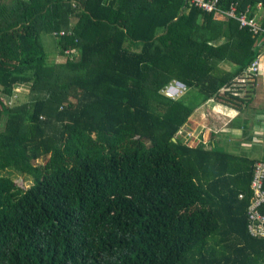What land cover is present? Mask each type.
<instances>
[{
    "label": "trees",
    "instance_id": "obj_1",
    "mask_svg": "<svg viewBox=\"0 0 264 264\" xmlns=\"http://www.w3.org/2000/svg\"><path fill=\"white\" fill-rule=\"evenodd\" d=\"M60 31L66 58L50 62L40 35ZM254 43L183 0H0V173L32 181L0 174V264H264L248 229L254 162L177 134ZM175 81L188 90L171 98ZM25 84L31 105L9 106Z\"/></svg>",
    "mask_w": 264,
    "mask_h": 264
},
{
    "label": "crops",
    "instance_id": "obj_2",
    "mask_svg": "<svg viewBox=\"0 0 264 264\" xmlns=\"http://www.w3.org/2000/svg\"><path fill=\"white\" fill-rule=\"evenodd\" d=\"M253 16L261 22L262 17H264V9L257 4ZM213 19L219 20L214 17ZM74 22L73 19L71 23ZM50 36L54 37L53 35ZM55 46L56 57L59 56L56 42ZM131 48L137 51L139 46L132 45ZM262 57H264V55L261 56L260 61ZM52 61H54V59ZM61 62H64V60ZM220 66L226 70L230 69L228 64L221 63ZM236 79L233 81L232 85L218 91L217 97L220 100L210 99L195 109L181 127V130L184 133L193 131L197 136L195 139H198L199 142L204 144L217 143L229 153L245 157L253 162L264 161V59L260 62V71L254 81V86H252L251 96L248 95L244 98L245 101L240 110L230 107L224 101L226 96L230 98L240 94V91L235 85ZM238 98L243 99V97L239 96ZM212 116L214 118H221L222 121H218V124L214 123ZM200 136L202 139L199 138ZM239 142L258 143L257 147L259 151L252 152L243 149L240 147L241 145H239Z\"/></svg>",
    "mask_w": 264,
    "mask_h": 264
},
{
    "label": "built area",
    "instance_id": "obj_3",
    "mask_svg": "<svg viewBox=\"0 0 264 264\" xmlns=\"http://www.w3.org/2000/svg\"><path fill=\"white\" fill-rule=\"evenodd\" d=\"M189 6L195 7L205 13L212 14L214 18L219 20L232 19L238 23V27L246 29L251 34L252 38H255V46L259 49V54L251 61V63L244 69L241 76L236 79V82L240 84H249L255 81L259 71H260V58L264 55V26L261 25L259 19L250 14V9L246 7L244 10H238L236 5H232L227 9H222L219 6L218 0H183ZM77 0H71V5L75 6ZM260 6V4H258ZM64 31L54 32V37H59L64 35ZM71 53L70 50H66L64 54L67 56ZM65 60V56H62ZM252 85V84H251ZM183 88V85L179 82H173L168 85L164 91L166 95L169 92L177 93ZM176 94V95H177ZM178 133L183 136L190 137L186 135L187 133L180 130ZM187 138L185 139L186 142ZM190 146V145H188ZM250 190L252 191V196L250 199V204L247 207V212L249 215V233L252 236H262L264 237V213L260 209L264 208V161H255L253 164V173L250 182Z\"/></svg>",
    "mask_w": 264,
    "mask_h": 264
},
{
    "label": "rangeland",
    "instance_id": "obj_4",
    "mask_svg": "<svg viewBox=\"0 0 264 264\" xmlns=\"http://www.w3.org/2000/svg\"><path fill=\"white\" fill-rule=\"evenodd\" d=\"M40 37H41V41L43 42L44 52H45L47 59H50L49 60L50 62H52L53 59H54V62L55 61L56 62L63 61L64 58L62 56H56L55 57L56 46H55L54 38L52 36H50L49 34H45V33H42L40 35ZM263 59H264V57H262L261 61H263ZM224 64H226V63H224ZM255 80H256V78H255ZM253 84H255V82L245 84V85L239 84L238 90L240 91V94L237 95L236 97H238V96L239 97H245L248 95L251 96L252 86H254ZM187 90L188 89L185 86H183V88H180V91L178 92V94L173 93V92H169L170 94L167 96H169L171 98H178L179 96H182ZM163 93L165 94L167 92L164 91ZM35 96H36V94L33 95L32 92L30 91L29 85L25 84V85H18V86L14 87L12 94H11V97H15V98L12 99L9 96H4V98L8 102L9 106H15V105H19L22 103H27V104L31 105V102L33 101V98H35ZM242 101H244V99H242ZM237 105H238V103H237ZM241 107H242V105H241ZM212 118H213L212 120L214 123H217L218 121L219 122L222 121L221 118H214L213 116H212ZM186 133H187L186 135L190 136V137H186L187 138L186 142H185L186 138H183L184 137L183 133L182 134L177 133L181 137L180 140H182V142H184L185 144L190 145V146H196L197 144L201 143L198 141V139H195L197 136H196V134L193 133V131L192 132L187 131ZM199 138L202 139L201 136ZM255 142L254 143H243V142L241 143V142H239V145H241L240 147L243 149H247V150L252 151V152H258L259 151V148L257 147L258 143H255ZM205 147L208 148L209 144L205 145ZM0 174L11 177L14 180L15 184L17 186L21 187L22 189H26L32 184L31 178L26 177L25 175H21V174H18L15 172H10V171L1 172Z\"/></svg>",
    "mask_w": 264,
    "mask_h": 264
}]
</instances>
